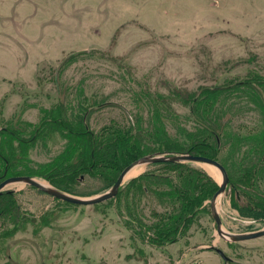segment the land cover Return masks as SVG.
Instances as JSON below:
<instances>
[{
  "label": "rangeland",
  "instance_id": "obj_1",
  "mask_svg": "<svg viewBox=\"0 0 264 264\" xmlns=\"http://www.w3.org/2000/svg\"><path fill=\"white\" fill-rule=\"evenodd\" d=\"M205 87L223 89L212 110L218 121L207 122L219 135L216 158L231 177L218 201L223 228H264V0H0V149L10 169L73 195L101 194L114 184L110 177L91 166L67 173L80 154L66 160L71 138L63 117L84 114L96 135L137 131L143 149H154L156 127L186 141L183 128L202 126L182 99ZM155 104L168 115L163 124L155 123ZM81 106L87 110L78 112ZM183 163L201 172L205 186L219 188L218 168ZM5 166L0 158V174ZM177 168L144 164L122 189L142 173L172 175L175 182ZM6 188L15 194L0 218V237L7 234L0 264H264V236H220L210 197L179 229L178 243L159 245L151 241L154 230L131 220L117 196L76 204L25 182ZM138 197L147 226L174 209L153 190ZM252 201L256 208L246 206ZM17 209L19 224L11 223L7 217L17 218Z\"/></svg>",
  "mask_w": 264,
  "mask_h": 264
},
{
  "label": "trees",
  "instance_id": "obj_2",
  "mask_svg": "<svg viewBox=\"0 0 264 264\" xmlns=\"http://www.w3.org/2000/svg\"><path fill=\"white\" fill-rule=\"evenodd\" d=\"M250 87L252 88V86ZM222 90L221 87H205L199 95L196 93L186 94L182 100L192 105L193 113L203 122L201 123L202 126L196 131L183 128L182 133L185 135L186 141H180L169 135L164 125L162 128L156 127L154 133L150 134L152 138L157 137L154 141L156 144L154 149L149 146L146 147L147 149H143V135L137 131L134 135L128 131L115 129L105 134L96 135L86 125L84 114L80 113L76 116V119L73 118L72 120L66 116L63 117V127L69 130L68 133L71 138V144L67 148L68 157L66 160L70 162L75 153L79 152L80 154L78 161L72 162L69 166L72 169H68L69 171L63 170L67 171L68 174H73L77 172V169H86L91 166L95 169L94 172L110 177L111 183H113L129 163L137 157L152 151L159 153L190 151L216 158L219 135L209 129L208 121H218L220 114L214 115L215 111L212 110L215 109ZM154 106L155 123H162L168 115L161 112L159 105L155 104ZM83 109L87 110L84 106H81L78 112H82ZM56 113L61 114L58 111ZM53 116L56 117V115ZM53 122H58V119L53 120ZM210 138H214V140L210 142ZM0 153L5 154L3 147H1ZM63 157L65 158V156ZM163 163L178 167L175 182L172 175L142 173L134 177L117 195L118 198L126 202L125 209L131 220L137 221L141 227L154 230L156 237H153L151 241L159 245L179 240V229L188 228L204 201L209 197L212 198L218 189L217 186L212 188L205 186L201 179V172L196 168H189L187 163ZM161 183L166 184L167 189L157 190L153 187L155 185L160 186ZM152 190L159 196L161 202L170 201L174 209L167 214H159L161 217L159 221L147 226L141 219V212L137 209V200L138 196L145 195ZM130 196H132V201L129 199ZM2 201V205L3 203L7 206L11 205L8 199H2ZM156 214L158 215V213Z\"/></svg>",
  "mask_w": 264,
  "mask_h": 264
},
{
  "label": "water",
  "instance_id": "obj_3",
  "mask_svg": "<svg viewBox=\"0 0 264 264\" xmlns=\"http://www.w3.org/2000/svg\"><path fill=\"white\" fill-rule=\"evenodd\" d=\"M203 162L210 164L216 168H218L222 175V181L220 184L219 189L214 193L211 199V210L215 221L217 223V230L220 236L226 238L230 241H241L252 239L260 236H264V228H260L257 230L249 231V232H230L223 228V220L218 208V201L219 197L226 191L230 178L225 166L216 158L209 157L202 154L192 153L190 151L186 152H177V153H156V154H149L144 155L136 160L129 163L119 174L114 184L105 192L91 196V197H82L70 194L64 190H61L53 185L47 184L41 180L36 179L32 175H19L13 176L5 179L3 182L0 183V194L3 192H11L12 190L7 189L5 190L6 186L10 183L14 182H25L31 185L38 187L39 189L68 202L76 203V204H96L111 198L116 197L119 192L121 191L123 184L125 183L126 176L131 169L138 165H144L149 163H156V162H174V163H183V162ZM209 248L216 250L225 261L231 260V258L225 253L223 249L217 247L215 245L209 246Z\"/></svg>",
  "mask_w": 264,
  "mask_h": 264
},
{
  "label": "flooded vegetation",
  "instance_id": "obj_4",
  "mask_svg": "<svg viewBox=\"0 0 264 264\" xmlns=\"http://www.w3.org/2000/svg\"><path fill=\"white\" fill-rule=\"evenodd\" d=\"M46 120V118H44V120H43V122ZM3 129L4 130H7V131H9L6 127H3ZM0 158L1 159H3V161H6V166H5V169H4V171L0 174V183L1 182H3L5 179H7V178H9V177H13V176H19V175H29L27 172H25V171H21V170H17V169H10V167L8 166V160L6 159L7 157L3 154V153H0ZM214 158V157H213ZM217 159V158H216ZM218 160V159H217ZM221 162V161H220ZM222 163V162H221ZM223 164V163H222ZM224 166H225V164H223ZM225 168H226V166H225ZM227 169V168H226ZM227 172H228V170H227ZM258 172H260L261 174H262V170H258ZM228 174H229V172H228ZM260 176V175H259ZM262 176V175H261ZM229 178H230V180H231V177H230V174H229ZM230 182L231 181H229V184H228V186L230 185ZM234 186H233V189H237L236 187L237 186H235V184H233ZM228 188V187H227ZM7 189H10V188H5V190H7ZM11 190V189H10ZM15 193H14V191H11V192H3L2 194H0V197H2L4 200L5 199H8L9 201H11V199L10 198H8L9 196H12V195H14ZM241 198L238 196V200H240ZM5 202V201H4ZM1 204V203H0ZM257 204L258 203H256V202H251V203H249L248 205H246V206H248V207H250V208H256L257 207ZM211 205V204H210ZM1 206V205H0ZM7 205L5 204V203H3V205H2V207L0 208V218H2V217H6L7 216V214L9 213L8 212V210H7ZM211 213H212V210H211ZM14 214H16V216H17V218H14V220L12 219V218H10V217H7L10 221H11V223L13 222V221H16L17 223H18V221H19V218H20V209H17V210H15V213ZM212 215H213V213H212ZM214 217V216H213ZM214 220H215V218H214ZM16 223V224H17ZM19 224V223H18ZM217 224V223H216ZM247 232H249V231H247ZM2 235V234H1ZM4 236H7V234H3V236L2 237H0V238H3ZM218 253V252H217ZM226 253V252H225ZM224 259V258H223ZM225 261V260H224ZM225 262H228V261H225ZM195 263H197V264H204L203 262H199V260H196L195 261Z\"/></svg>",
  "mask_w": 264,
  "mask_h": 264
},
{
  "label": "bare ground",
  "instance_id": "obj_5",
  "mask_svg": "<svg viewBox=\"0 0 264 264\" xmlns=\"http://www.w3.org/2000/svg\"><path fill=\"white\" fill-rule=\"evenodd\" d=\"M214 168V167H213ZM143 170V165H138L136 167H134L133 169H131L129 171V173L126 176V179H128L129 177L133 176V175H137L139 172H141ZM218 177L221 179V174L220 172H218Z\"/></svg>",
  "mask_w": 264,
  "mask_h": 264
},
{
  "label": "crops",
  "instance_id": "obj_6",
  "mask_svg": "<svg viewBox=\"0 0 264 264\" xmlns=\"http://www.w3.org/2000/svg\"><path fill=\"white\" fill-rule=\"evenodd\" d=\"M178 242H179V240L176 241V242H172L171 244H176V243H178ZM186 254L188 255V252H187Z\"/></svg>",
  "mask_w": 264,
  "mask_h": 264
}]
</instances>
